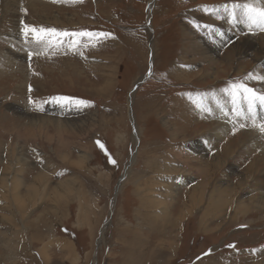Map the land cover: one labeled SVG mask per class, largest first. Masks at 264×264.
<instances>
[{"label":"rangeland","instance_id":"374dc122","mask_svg":"<svg viewBox=\"0 0 264 264\" xmlns=\"http://www.w3.org/2000/svg\"><path fill=\"white\" fill-rule=\"evenodd\" d=\"M31 1L0 6V264H264V203L256 202L264 197V137L247 105L236 116L223 92L243 83L264 93L255 78L264 76V47L238 46L261 32L231 15L249 0ZM25 25L109 36L95 47L82 37L75 49L70 38L45 49L25 41ZM195 42L203 53L192 50ZM134 143L138 153L116 194ZM38 175L42 191L25 203ZM66 182L70 194L52 195ZM159 183L176 187L153 196ZM194 186L191 211L171 228L160 213L177 219Z\"/></svg>","mask_w":264,"mask_h":264},{"label":"snow or ice","instance_id":"6c2138e0","mask_svg":"<svg viewBox=\"0 0 264 264\" xmlns=\"http://www.w3.org/2000/svg\"><path fill=\"white\" fill-rule=\"evenodd\" d=\"M53 3L62 2V0H52ZM73 3L82 2V0H71ZM227 11L228 6H224ZM241 7L238 4L232 5V9H236ZM244 15L246 18V22L248 23L249 28L259 27L262 31H264V7H257L253 4H244L243 6ZM23 35L25 37V41L27 42L29 36L33 42L43 46L45 49L56 47L58 44H62L64 38H70L69 47L72 49L77 48V46L81 43L82 37H87L89 42H92L93 47L95 44L102 39L108 38V33H93L87 31H79V32H69V31H58L53 28H44V27H33L25 25L22 28ZM44 54V53H37ZM82 54V53H81ZM32 53H29V58H31ZM253 74L249 73L246 79H252ZM256 79L264 80V76L255 77ZM31 91V89H29ZM231 99L232 103V111L236 116H244V112L241 109L242 104L247 105V119L251 120V126L253 128L258 129L261 134H264V121L257 123L256 121V109L259 106L260 108H264V93H258L253 88L246 86L243 83H233L230 84L227 88L223 89ZM53 102L61 104L64 106L65 104H71L77 108L79 107H88L90 106L88 102L83 100H70L67 97H53ZM29 104H35V102L29 99ZM227 115V113H225ZM246 125L240 124V127L243 128ZM98 146L102 151H105V155H108L107 151L104 149V145L97 142ZM109 162L115 164V160H113L109 156Z\"/></svg>","mask_w":264,"mask_h":264},{"label":"bare ground","instance_id":"6f19581e","mask_svg":"<svg viewBox=\"0 0 264 264\" xmlns=\"http://www.w3.org/2000/svg\"><path fill=\"white\" fill-rule=\"evenodd\" d=\"M34 0H32L31 2H32V4L30 5L31 7H33L34 5H33V2ZM48 1V0H47ZM25 2V1H24ZM9 3H11V4H14V2H13V0H5L3 3H2V0H0V6L1 7H5V9H7L8 8V5H9ZM37 3V2H36ZM68 3V2H67ZM249 3L250 4H255L257 7H264V0H249ZM27 4H30V3H27ZM39 4V3H38ZM10 6H12V5H9V7ZM35 7V6H34ZM66 7V6H65ZM150 8H149V11H150V9H151V6H149ZM36 8V7H35ZM73 8V7H72ZM34 9V8H33ZM50 9V8H49ZM63 11V10H62ZM232 14V16L234 17V19L237 21V19H239V17H240V19H242L244 22H246V18H245V15H244V11H243V7H239V8H236V9H234V10H232V12H231ZM151 15V14H150ZM226 15H228V17H230V13H227ZM17 17V16H16ZM232 17V18H233ZM219 18H220V16H219ZM14 23V22H13ZM227 24V23H226ZM233 26L235 27V28H237V29H240L241 31H243V33H244V30H243V28H241V26L237 23V22H235V21H233ZM247 24V23H246ZM214 28H215V30L217 31V33H220L219 34V36H220V38H221V40L222 39H224V35H225V32H223V31H221L220 32V30H221V24H218V23H214ZM243 27V26H242ZM217 28H219V29H217ZM246 29H248V28H246ZM223 30H225V31H227L228 32V30H226V29H223ZM251 31H253V32H255V31H258V32H261V35H260V37H259V39L258 38H251V37H245L244 39L242 38V39H239L240 41H239V45L238 46H240L241 48H245L246 50H251L250 48H252V47H254V45H255V43L256 42H258V46H263L264 47V31H262L259 27L257 28V27H253V28H251L250 29ZM247 31V30H246ZM232 31H230L229 30V33H231ZM14 38V37H13ZM199 38V37H198ZM218 38V37H217ZM219 39V38H218ZM254 41H255V43H254ZM204 43V42H203ZM193 45V44H192ZM191 45V47H192V50L194 51V52H198V53H203V48H202V45L201 44H199V43H197L196 44V42H195V47H194V45L192 46ZM209 45H211V44H209ZM256 46V45H255ZM2 48V47H1ZM206 48V47H205ZM216 48V47H215ZM238 48V47H237ZM257 51V50H256ZM250 52V51H249ZM241 54H242V52H241ZM261 55H262V60L259 62V65H260V67L262 66V65H264V50L260 53ZM7 55V54H6ZM32 58H34V57H32ZM14 62H16V61H14ZM7 64V63H6ZM263 68H264V66H262ZM264 71V70H263ZM262 71V74H264V72ZM263 82V85H264V80H262ZM138 82L139 81H137L135 84L136 85H138ZM263 85L261 86V87H263ZM263 90H264V88H263ZM131 96H132V93H131ZM130 96V97H131ZM129 97V98H130ZM132 98V97H131ZM216 103H218L219 104V108L220 107H224V106H226V104H227V102L223 99V98H221V99H218L217 101H216ZM222 107V108H223ZM259 107V106H258ZM221 110H223V109H221ZM258 110H260V107L258 108ZM242 111L244 112V108H242ZM220 113H223V111H219ZM218 112V113H219ZM54 116V115H53ZM247 117V116H246ZM263 117H264V114H263ZM226 119V118H225ZM244 119V118H243ZM223 121V120H222ZM241 122V121H240ZM242 123V122H241ZM38 124V123H37ZM220 126H222L221 128L224 130V131H226L227 129L225 128V123L224 124H221ZM218 127V126H217ZM78 128V127H77ZM218 131V130H217ZM30 133V132H29ZM254 133V132H253ZM28 135V134H27ZM261 135V134H260ZM24 136V135H23ZM219 136H221V134H219V133H215L212 137L213 138H219ZM254 136H257V135H254ZM134 137H136V136H134ZM260 137V136H259ZM258 137V138H259ZM262 137H264V134H263V136ZM29 138H31V137H29ZM138 138V137H137ZM254 138V137H253ZM255 139V138H254ZM264 139V138H263ZM133 140L135 141V138H133ZM255 141V140H254ZM136 142V141H135ZM248 142V141H247ZM135 144H137V143H134V153H132L131 154V156H130V159H129V161H128V163H127V167L125 168V171H124V174H123V177L120 179V181H119V184L117 185V187H116V194H118V190L120 189V187H121V185H122V183L124 182V180H125V178L127 177V175H128V173H129V170H130V168L132 167V165L134 164V160H135V156H136V154L138 153L137 152V150H136V146H135ZM253 144V143H252ZM255 144H257V143H255ZM251 146V145H250ZM253 146V145H252ZM95 147V146H94ZM245 147H247V146H245ZM229 149V148H228ZM238 156V155H237ZM263 158V160H264V156L262 157ZM217 159V160H216ZM216 159H212V161H211V163L213 164V166H218V165H220L221 163L219 162L220 161V159L219 158H216ZM260 160V159H259ZM262 161V160H261ZM215 163V164H214ZM255 163V162H254ZM254 163H253V165H254ZM264 163V162H263ZM213 166H212V168H213ZM251 166V165H250ZM256 168V167H255ZM253 169V168H252ZM250 170V169H249ZM257 171V170H256ZM260 172V171H259ZM200 173H202L201 171H198V174H200ZM43 174V173H42ZM189 174H192V173H187L185 176H187V178L190 176ZM15 175H16V172H15ZM193 175V174H192ZM7 176V175H6ZM10 176V175H9ZM170 177H172V176H170V175H168L167 176V178H170ZM10 178V177H9ZM190 179V178H189ZM7 179H4L3 181H6ZM18 180V179H17ZM44 181V179H43V175H41V176H36V177H34V179L31 181V183L28 185V186H26V188H25V190H24V193H25V196H26V198H25V203H27V201H29V200H31V198H33V197H36V195H38L41 191H42V186H44V185H42V183H44L43 182ZM169 181V180H168ZM171 181V180H170ZM5 183V182H4ZM12 184V183H11ZM4 185V184H3ZM7 185V184H6ZM10 185V184H9ZM13 185H15V186H13L11 189H9V190H11V192L14 194H18V192L20 191L19 190V188H20V186L19 185H17L16 183L14 184L13 183ZM71 185L72 184H70V183H68V182H66V183H63L62 185H60V186H58L57 188H56V192H55V194H52V195H57L58 194V192L60 193V191L62 190V188H64L65 189V192H63L64 193V195H66V194H70L69 192L71 191ZM159 185V186H158ZM157 185V187L155 188V192L153 193V196H155V195H157V196H160V197H164L165 196V198L166 197H168L169 196V193H171V191L173 190V188H175L176 186H175V183L173 184V185H167V183H159ZM23 186V185H22ZM7 187V186H6ZM59 187H60V190H59ZM228 189V188H227ZM2 190V189H1ZM5 190H7V189H5ZM4 190V192H6ZM8 190V191H9ZM196 186H194V187H192L191 189H189V191L187 192V195H186V199H185V201H184V204H182V207H181V209H180V211H179V216L177 217V219H175V220H173L172 218L173 217H169V216H167L166 215V213L164 212H162V213H160V218L161 219H163V220H165V222H167V223H169L170 224V227L172 228V227H175V228H177L178 227V225H179V223L181 222V220L184 218V214H187L188 212H190L191 210V207H190V202L192 201V200H194L195 198V194L197 193L196 191ZM234 190V189H233ZM232 190V191H233ZM232 191H230V192H232ZM235 191H236V188H235ZM21 192V191H20ZM51 192H52V190H51ZM61 194V193H60ZM3 195H4V193H3ZM6 195V194H5ZM236 195V194H235ZM49 196V195H48ZM264 196V195H263ZM51 197V196H50ZM55 197V196H54ZM58 197H60V196H58ZM62 197V196H61ZM65 197V196H64ZM262 197V196H261ZM260 197V198H261ZM11 198V197H10ZM55 198H57V197H55ZM257 199V203L258 204H262V203H264V197L263 198H261V199ZM7 200V199H6ZM156 201L154 200V199H152V200H150L148 203H155ZM52 203V202H51ZM53 203H55V201H53ZM57 203H59V202H57ZM147 202H145L144 204L145 205H147L148 204ZM251 204H253L252 202H251ZM250 204V205H251ZM49 205V204H48ZM47 205V206H48ZM244 205V204H243ZM255 205H257L256 203H255ZM261 205H257V207H260ZM189 207V208H188ZM242 207V206H241ZM111 209H112V207H111ZM144 209H147V206H145V208ZM237 210H238V208H237ZM109 216H110V214H109ZM146 221H147V223H148V225H150L151 224V227L153 226L152 225V223H151V218L150 219H145ZM109 219H107V222L105 223V225L102 227V229H101V232H100V237L102 238V236H103V234H104V232L106 231V229L108 228V225H109ZM166 223V224H167ZM181 224V223H180ZM150 227V228H151ZM165 228H167V227H165ZM9 232V231H8ZM7 234V233H6ZM17 235H18V233H15L14 231H12V232H10V236L11 237H13L14 238V236H16L17 237ZM28 248V247H27Z\"/></svg>","mask_w":264,"mask_h":264}]
</instances>
